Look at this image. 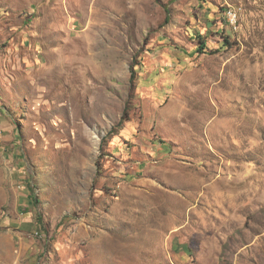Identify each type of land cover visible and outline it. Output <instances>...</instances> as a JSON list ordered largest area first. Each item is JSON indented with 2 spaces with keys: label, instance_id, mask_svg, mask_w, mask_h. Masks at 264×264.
Returning <instances> with one entry per match:
<instances>
[{
  "label": "rangeland",
  "instance_id": "rangeland-1",
  "mask_svg": "<svg viewBox=\"0 0 264 264\" xmlns=\"http://www.w3.org/2000/svg\"><path fill=\"white\" fill-rule=\"evenodd\" d=\"M0 264H264V0H0Z\"/></svg>",
  "mask_w": 264,
  "mask_h": 264
},
{
  "label": "trees",
  "instance_id": "trees-1",
  "mask_svg": "<svg viewBox=\"0 0 264 264\" xmlns=\"http://www.w3.org/2000/svg\"><path fill=\"white\" fill-rule=\"evenodd\" d=\"M201 39V45H200V49L205 50L207 48V43L204 40V38H200ZM126 120H128V116L127 115H123L121 122H125Z\"/></svg>",
  "mask_w": 264,
  "mask_h": 264
}]
</instances>
